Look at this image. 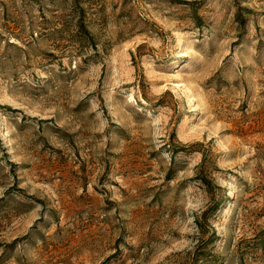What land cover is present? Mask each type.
<instances>
[{
	"label": "rangeland",
	"instance_id": "1",
	"mask_svg": "<svg viewBox=\"0 0 264 264\" xmlns=\"http://www.w3.org/2000/svg\"><path fill=\"white\" fill-rule=\"evenodd\" d=\"M61 1L0 0V264H264V0Z\"/></svg>",
	"mask_w": 264,
	"mask_h": 264
},
{
	"label": "trees",
	"instance_id": "2",
	"mask_svg": "<svg viewBox=\"0 0 264 264\" xmlns=\"http://www.w3.org/2000/svg\"><path fill=\"white\" fill-rule=\"evenodd\" d=\"M70 1L72 8H71V13L73 15L76 16L75 18V24H73V32L72 34H70L71 38L77 37V39H75L73 42L78 44V46H82L84 44H88L93 46V40L92 37L87 29L86 26V10L84 8V6L82 5L81 1L79 0H62L61 3L64 4L66 2ZM69 22L64 21L62 23V25L53 30L52 34H58V33H62L63 31H67L70 29V25ZM68 25V26H67ZM201 168V166H200ZM196 175V178L199 180V182L204 186L206 192L210 195L213 196L214 195V191H215V185L212 183L211 179L207 176V173L205 170H202V168L200 169ZM218 208V203H215V205H213V207L211 208L213 211L217 210ZM204 213H202V215L200 217H204ZM204 256V254H203ZM200 258V257H199ZM197 258V259H199ZM201 259V258H200ZM206 260V258H202L201 259V263L203 264V261Z\"/></svg>",
	"mask_w": 264,
	"mask_h": 264
}]
</instances>
